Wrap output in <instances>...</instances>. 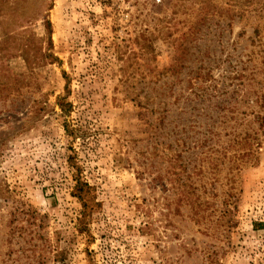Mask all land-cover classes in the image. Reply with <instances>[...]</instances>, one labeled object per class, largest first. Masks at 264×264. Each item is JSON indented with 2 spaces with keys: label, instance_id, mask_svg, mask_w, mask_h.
<instances>
[{
  "label": "rangeland",
  "instance_id": "1",
  "mask_svg": "<svg viewBox=\"0 0 264 264\" xmlns=\"http://www.w3.org/2000/svg\"><path fill=\"white\" fill-rule=\"evenodd\" d=\"M0 264H264V0H0Z\"/></svg>",
  "mask_w": 264,
  "mask_h": 264
},
{
  "label": "trees",
  "instance_id": "2",
  "mask_svg": "<svg viewBox=\"0 0 264 264\" xmlns=\"http://www.w3.org/2000/svg\"><path fill=\"white\" fill-rule=\"evenodd\" d=\"M47 5H48V6H47ZM47 5H46L47 9H51V4H47ZM42 9H43V8H42ZM38 14H40V13H38ZM46 22H47L48 24H50L48 20H47ZM18 33H19V32H15V34H18ZM15 34H11V35H15ZM11 37H14V36H11ZM20 44H21V43H17V45H16L15 48L17 49V48L19 47ZM26 45H28V44H26ZM26 45H25V46H26ZM23 48H24V47H23ZM55 60H56V59H55ZM64 74H65V78H68L67 75H66V73H64ZM68 83H69V81H68V79H67V88H68ZM67 91L70 92L69 89H68ZM59 104H60V106H61V110L63 111V113H64L65 115L71 113L73 103H72L71 101H68V96H67V95L61 96V97L59 98ZM65 129H66L67 133H68L70 136H72L73 138H77V137L80 136V134H83V133H80V132H82V130H81L80 127H72V126H70V125L67 124V123H65ZM83 187H84V186H83ZM83 187H81L80 190H82Z\"/></svg>",
  "mask_w": 264,
  "mask_h": 264
}]
</instances>
